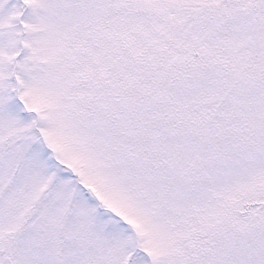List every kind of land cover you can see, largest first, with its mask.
I'll use <instances>...</instances> for the list:
<instances>
[{
  "label": "snow or ice",
  "instance_id": "obj_1",
  "mask_svg": "<svg viewBox=\"0 0 264 264\" xmlns=\"http://www.w3.org/2000/svg\"><path fill=\"white\" fill-rule=\"evenodd\" d=\"M0 264H264V0H0Z\"/></svg>",
  "mask_w": 264,
  "mask_h": 264
}]
</instances>
